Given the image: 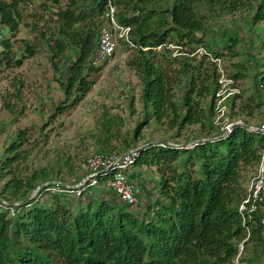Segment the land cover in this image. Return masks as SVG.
Here are the masks:
<instances>
[{"label":"trees","instance_id":"trees-1","mask_svg":"<svg viewBox=\"0 0 264 264\" xmlns=\"http://www.w3.org/2000/svg\"><path fill=\"white\" fill-rule=\"evenodd\" d=\"M27 1L0 0V65L20 67L27 56L33 57L37 52L38 45L27 41L24 53L17 58L12 39L1 28L7 26L10 32H18L23 18L20 5ZM47 2L55 16L54 25H47L48 37L46 31L41 35L52 58L63 59L68 52H77L70 63L67 99L57 108L62 113L79 104L93 84L90 77L98 69L93 53L109 0ZM112 2L118 21L131 27L136 53L129 64L143 84L141 98L147 118L135 130L134 139L153 115L175 132L176 136L164 138L165 142L197 143L187 148L151 142L142 149L135 166H157L161 180L157 197L140 209L119 201L108 188H92L79 200L49 193L40 201L34 198L12 206L46 182L71 181L47 168L25 173L21 162L27 156L20 150L25 132L20 131L6 149L7 158L0 166V180L4 181L0 188V264H232L240 242L247 236L239 212L247 193L245 176L260 163L264 136L251 131L250 122L245 120L244 125H235L226 138L220 137L226 121L213 122L218 88L216 65L204 56L192 54L204 47L216 57L223 56L218 50L219 41L206 38L211 32L209 21L222 13L247 12L246 23L251 27L261 25L264 38V0ZM222 36L227 38L225 48L235 54L238 33ZM169 44L182 47L177 51L180 56L173 55L177 47ZM196 56L202 58L195 65ZM161 58L169 64L165 66ZM204 60L210 66H205L202 75ZM263 63H259L255 75L254 95L247 102L242 101V91L234 96L229 103L228 121L240 119L246 111L254 116L253 110L264 106L259 91V87H264ZM243 68L231 76L239 80L245 75ZM178 90L183 92L180 100L176 99ZM190 126L198 127L196 134L180 141L183 129ZM111 129L106 130L108 142L113 138ZM133 147L136 146L126 141L124 151ZM124 151L102 145L97 153ZM138 175L134 172L131 178ZM261 217L257 212L247 221L251 235L246 241L247 251L240 256L243 264L264 262Z\"/></svg>","mask_w":264,"mask_h":264},{"label":"rangeland","instance_id":"rangeland-1","mask_svg":"<svg viewBox=\"0 0 264 264\" xmlns=\"http://www.w3.org/2000/svg\"><path fill=\"white\" fill-rule=\"evenodd\" d=\"M47 1L28 0L20 5L23 18L18 32L12 33L7 26L1 27L5 36L12 39L17 58L24 53L27 41L38 45V49L33 57L27 56L20 67L15 64L11 67L0 65V166L7 158L6 149L20 131L25 132L24 145L20 150L27 156L21 162L23 171L30 174L42 168L52 169L55 175L67 180L81 176L82 162L88 155L98 152L102 145L115 148L118 152L124 151L126 141L138 147L146 144L145 142L176 136L173 130L151 115L148 123L140 127L139 137L134 139L135 130L147 118V110L141 98L142 81L129 64L136 48L125 41L119 42L111 59L99 65L94 64L98 69L91 74L93 84L84 99L75 107L58 113L59 104L67 99L70 63L71 59L76 58L77 52L74 50L71 55L68 52L69 55H65L63 59L52 58L51 50L41 35L46 31L48 37L50 33L47 25H54L55 16ZM246 18L247 12L242 10L232 14L222 13L209 21L211 32L206 35V38L215 37L219 41L218 50L223 53L220 57L221 65L229 75L239 71L238 68H243L241 66H246L243 68L245 75L238 80L243 102L254 95L255 75L260 68L259 63L264 62L261 25L251 27L246 23ZM224 33H238L239 42L235 54L225 48L227 38L222 36ZM157 50H161V47ZM173 55L180 56L177 50ZM196 57L193 60L195 65L200 64L202 58ZM161 59L165 66L169 64L165 58ZM204 61L205 64L200 67L202 75L205 66L209 64L208 60ZM259 91L264 99V87H259ZM182 93L178 90L176 99L180 100ZM208 100L205 99V102ZM255 110L254 116H249V111H246L238 120L244 124L248 120L251 126H257L264 117V106ZM110 127L113 138L108 142L106 130ZM197 128L190 126L183 129L179 140L195 135ZM133 171L139 174L134 180L130 176L139 189V205L134 208L136 210L157 197L161 174L157 166L145 165L138 168L134 165ZM256 172L257 167L245 176L247 188ZM3 184L4 181L0 180V188ZM247 247L246 243L243 253L247 251ZM252 252L248 253L254 255Z\"/></svg>","mask_w":264,"mask_h":264},{"label":"built area","instance_id":"built-area-1","mask_svg":"<svg viewBox=\"0 0 264 264\" xmlns=\"http://www.w3.org/2000/svg\"><path fill=\"white\" fill-rule=\"evenodd\" d=\"M116 13V6L112 0H109L107 9L101 18L99 39L93 53V63L95 65L102 64L111 59L115 55L120 41H125L129 45L134 46L130 38L131 27L122 25L118 21ZM170 45L177 47V51L182 48L173 46L172 44ZM195 54L204 56L217 65L218 88L215 94L216 116L213 122L220 124L223 120L226 121L221 127L222 133L220 136L226 138L235 125H244L240 120L228 121L230 112L229 103L234 96L241 93L242 89L238 80L229 75L222 67L220 57L214 56L204 47L198 48L192 55ZM248 127L251 131L264 136V120L257 126L248 124ZM152 143H159L162 146L169 144L191 148L194 147L197 141L185 145L173 144L161 140H156ZM149 144L146 143L142 146L130 148L120 154L92 153L80 165L81 176L71 181L55 179L46 182L33 191L32 199L35 198L36 201H40L49 193H55L67 199L79 200L84 198L86 193L90 192L92 188H108L119 201L130 205L134 209L139 205V189L137 184L131 180L130 176L134 173L133 167L142 149L146 148ZM260 156L261 160L257 167V172L250 181L247 193L239 205V212L242 216L243 224L246 227L247 236L240 242L238 256L232 264H241L240 256L243 253L246 241L251 235L247 221L257 212H260L262 215L261 224L264 244V148L260 150ZM3 203L6 204V202Z\"/></svg>","mask_w":264,"mask_h":264},{"label":"water","instance_id":"water-1","mask_svg":"<svg viewBox=\"0 0 264 264\" xmlns=\"http://www.w3.org/2000/svg\"><path fill=\"white\" fill-rule=\"evenodd\" d=\"M161 141H164V140H161ZM198 141H201V140H198ZM203 141H205V140H203ZM191 143V142H190ZM32 197H33V194H31L27 199H25L23 202H16V203H13L12 204V206H14V205H19V204H21V203H28V202H30L31 200H32Z\"/></svg>","mask_w":264,"mask_h":264}]
</instances>
